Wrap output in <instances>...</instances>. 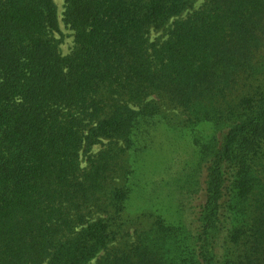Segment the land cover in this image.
<instances>
[{
	"label": "trees",
	"instance_id": "1",
	"mask_svg": "<svg viewBox=\"0 0 264 264\" xmlns=\"http://www.w3.org/2000/svg\"><path fill=\"white\" fill-rule=\"evenodd\" d=\"M63 2L0 0V264H264V0ZM161 111L194 158L143 224Z\"/></svg>",
	"mask_w": 264,
	"mask_h": 264
},
{
	"label": "rangeland",
	"instance_id": "2",
	"mask_svg": "<svg viewBox=\"0 0 264 264\" xmlns=\"http://www.w3.org/2000/svg\"><path fill=\"white\" fill-rule=\"evenodd\" d=\"M54 1L58 17L61 18L64 2ZM201 1L196 0L195 6ZM162 34V30H151L149 36L153 40ZM56 37L60 39L61 53H68L73 44V34L61 21ZM177 117L174 111H161L142 151L139 155L129 156L133 172L129 176L131 190L126 202V215L130 218L140 217L143 224L153 218L149 213L161 214L167 221H174L170 211L173 203L172 183L194 158V146L185 127L176 124Z\"/></svg>",
	"mask_w": 264,
	"mask_h": 264
}]
</instances>
